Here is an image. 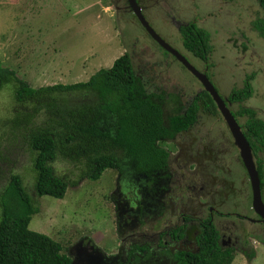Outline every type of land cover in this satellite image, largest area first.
I'll return each mask as SVG.
<instances>
[{"label":"rangeland","instance_id":"obj_1","mask_svg":"<svg viewBox=\"0 0 264 264\" xmlns=\"http://www.w3.org/2000/svg\"><path fill=\"white\" fill-rule=\"evenodd\" d=\"M120 2L125 1L0 0V65L14 70L33 88H40L86 82L100 69L112 67L128 52L136 73L148 88L180 95L187 107L203 90L199 81L159 49L134 14L118 8L122 5ZM148 5L147 20L151 26L166 42L188 57L190 54L183 47L179 27L194 22L206 29L211 35L213 52L207 63L192 58L191 63L202 71L208 66V77L223 97H229L232 88L242 87L251 75L254 92L245 105L253 108L264 120V38L252 27L256 18L262 16L257 0H151ZM12 97V86L0 92V193L12 170L22 176L26 188L35 197L31 154L22 143L10 139L9 127L3 126L6 122L2 123V119L11 116L14 109ZM173 107V103H166V116ZM232 107L235 108L234 104ZM225 133L227 128L219 114L200 113L190 130L176 138L179 144L186 142L192 147L191 159L198 163L197 167L191 163L188 166L191 171L185 173L179 164L171 167L174 174L172 188L175 190L169 197L174 196L175 205L179 204L176 214L190 215L186 207H180L187 201V198L182 200L183 191L193 194L203 186L207 192L209 188L219 189L215 176L218 178L231 172L230 188L238 190L235 185L242 171L233 154L225 155ZM206 151L214 158L212 153L216 152L217 162L209 158L201 165L198 155ZM221 167L224 171L220 170ZM54 168L58 175L77 182L80 170L76 165L60 161L54 164ZM205 172L208 176H203ZM104 175L97 182L83 180L71 185L64 200L37 198L40 211L32 218L30 230L61 243L63 252L70 257L74 254L72 249L80 242L83 245L90 242L99 248L102 261V255L108 259L103 261L104 264H115L121 241H142L144 237L140 235L146 230L142 224L136 229L128 224L135 217L125 207L134 206L135 196H132L137 194L135 187L130 186L131 181L116 171H107ZM192 186L196 188L194 192ZM240 220L233 214L228 219L217 217L214 224L217 223L220 230L225 225L238 227L242 225ZM176 221L175 218L172 224ZM244 226L251 230L249 222H244ZM250 239L249 243L256 246L257 254L253 250L249 259L241 251H235L230 264H264V247L253 243L258 244L256 237ZM122 259L126 260V256Z\"/></svg>","mask_w":264,"mask_h":264},{"label":"trees","instance_id":"obj_2","mask_svg":"<svg viewBox=\"0 0 264 264\" xmlns=\"http://www.w3.org/2000/svg\"><path fill=\"white\" fill-rule=\"evenodd\" d=\"M257 1L262 16L256 18L252 27L264 38V0ZM179 32L184 49L208 62L213 52L210 33L194 22ZM251 78L248 76L242 87L232 88L229 101L235 105V111H231L242 126L254 157L260 161V154L264 153V120L245 105L254 92ZM7 86L13 87L15 106L2 123L9 127L10 139L22 143L31 154L36 196L26 188L22 176L9 172L0 193V264H73V256L63 252L61 243L30 230L32 218L40 211L37 198L64 200L71 185L83 180L97 182L107 171L124 175L130 167L145 175L142 183L146 189L134 194V206L126 205L130 209L125 210L137 215L147 230L149 197L167 189L159 180L170 177V146H182L189 161H194L188 153L191 146L179 144L176 138L190 130L200 113L219 114L206 91L196 95L187 107L180 95L152 91L136 73L128 52L86 82L40 88H33L14 70L0 65V92ZM167 102L174 104L168 116ZM60 161L79 167L76 183L56 173L54 164ZM201 228L194 239L196 252L170 253L161 247L158 253L151 244L132 238L127 243L121 241L115 264H230L233 252L221 247L215 227L203 224ZM124 256L126 260L122 259ZM102 257L103 261L108 260Z\"/></svg>","mask_w":264,"mask_h":264},{"label":"flooded vegetation","instance_id":"obj_3","mask_svg":"<svg viewBox=\"0 0 264 264\" xmlns=\"http://www.w3.org/2000/svg\"><path fill=\"white\" fill-rule=\"evenodd\" d=\"M124 1H125L124 3L120 2V4L122 5L118 8L121 11L126 12L127 14L129 13L133 14L129 6L128 0H124ZM137 2L142 7L143 14L149 20L147 10L149 8L148 2H151V0H137ZM191 23L193 22H189L186 23L185 25L180 26L179 31L181 28L187 27ZM171 35L174 38L173 33ZM178 51L181 54H183L180 50ZM189 54H190L189 57L186 56L185 54L183 55L189 60L190 63L193 61L191 60V58L194 60L201 61L191 53ZM166 55L173 58L174 61L177 62V64H179L183 69H185L184 66L180 64L172 55L168 53ZM197 69L200 72L207 75L208 77V71H209L208 66H206L204 71L200 70L199 68ZM203 91L204 89L200 90L196 95L202 93ZM223 98L226 100V103L229 106L230 110L232 109L233 111H235V108L232 107L233 104L229 101V97L225 96ZM219 115L220 117H222L220 112ZM225 128H227V133H225L227 141L224 142L225 148L227 149L225 150V155L227 157L228 154H233V159L237 161L238 167L242 171L239 172L241 178L238 180L237 185H235V187L238 186L240 188V189L238 188L239 192L238 190H231L230 188V180L232 178L231 172L229 173L227 172L224 174V176H220L218 178L217 176H215V180L217 179L216 185L220 187L217 190L214 189L212 190V188L211 189L209 188L208 190L210 191L207 192L205 191L206 187L203 186L198 191H196V193L193 194H186V192L183 191L184 195L181 196L182 200L185 201L187 198V201L186 203L180 205V207H186L185 209L186 211L188 210L187 213H190V215L186 216L185 215L186 213L178 215L176 214V212L179 208V204L175 205L176 202L174 200L175 199L174 196L169 197L171 191L175 190L174 188H172V184H173L172 179H174V174H172L170 171V177L159 180V182H161V184L167 188L165 193L156 192V193H152L149 197V205L151 206V209L148 210V212H150V216L146 220L147 230L145 233H142V235H140V237H144L143 240L144 243L147 242V244H151L153 248L158 250V253H160V251L162 250L161 247H164L165 251L170 253H174L176 251H187V252L198 251L194 239L195 237L198 236V233L202 229L201 227L203 226V224L214 226L220 235L219 242L221 244V247L224 250L225 249L232 250L233 254L235 253V251H241L244 256H247L249 258L248 255H252L251 253L253 252L254 247H256L255 245L253 246L252 244L249 243V240L251 242L250 239L251 236L256 237L258 240V244L253 242L254 244L260 247L261 246L264 247V220L259 215H257L252 208L253 195H252V188L248 173L242 163V160L239 155V151L234 144L233 137L226 123H225ZM172 144L174 143H170L169 145ZM185 144L186 142L182 145L185 146ZM181 147L179 145L173 146L174 149H171L172 154L170 159L173 161V165L176 164L177 165L179 164V166L181 165L180 168H182L185 173L187 171H191L188 170V166L191 163L196 164V167L198 163L197 161H189V158H187L186 155L183 153ZM191 148L188 149V153L190 154V157L193 156V152ZM173 153H177V155L174 156ZM212 154L215 156V158L213 156L210 157L209 151H206L203 155H198L199 162L201 163V165L203 164V161L205 159L207 160L209 158L210 161H212L213 158L217 162V153L214 152ZM259 158L260 161L257 157H254V160L260 176L261 195L264 202V153L260 154ZM220 170L224 171L223 168ZM211 173L212 171L210 172V176ZM124 175L126 179L131 181L130 186L135 187L134 191L137 194L138 192H141L142 190L146 189V186L142 183L143 178H146L144 174H139L135 172L134 169L129 167L127 168V171L125 172ZM203 176H208V173L207 172L203 173ZM227 182H229V184ZM150 187H153V184H151ZM189 187L191 188V186ZM191 190L194 192L196 188L192 186ZM236 192H238L237 195ZM168 197L170 200H168ZM138 199L135 198V200ZM233 208L236 210L233 211L232 210ZM204 211L207 212L206 215L204 214ZM233 214L234 215L236 214V216H238L241 219L240 221L242 222V225H239L238 227L225 225L221 227L220 230L217 228V223L215 226L214 223L217 217L219 219H228ZM134 217H135L134 220L132 219V222L128 224L130 225V228L136 229L141 223L137 215H134ZM175 218L177 219V221L176 223L172 224V222H175ZM246 221L249 222L251 230L247 229V227L244 226V222ZM177 231L178 233L177 235H175V232ZM161 242L163 246L161 245ZM72 251L74 253V254L71 253L73 256V264H104V262L99 256L101 255V253L99 252V248L96 245H92L90 242H88L86 245H83V242H80V244L76 248L74 247ZM254 253L255 255L257 254L255 250ZM163 256L165 257L166 255Z\"/></svg>","mask_w":264,"mask_h":264},{"label":"water","instance_id":"obj_4","mask_svg":"<svg viewBox=\"0 0 264 264\" xmlns=\"http://www.w3.org/2000/svg\"><path fill=\"white\" fill-rule=\"evenodd\" d=\"M128 3L131 11L136 16L142 27L146 30L148 35L164 51L172 55L180 64H182L184 68L187 69V71H189L199 81L204 91H206L215 102L218 111L222 115L223 120L229 128L234 140V144L239 151L242 163L248 173L253 195L252 208L254 212L264 220V202L261 195L260 176L255 164L252 149L240 124L237 122L229 106L227 105L226 100L219 94L207 75L195 68V66H193L183 54L172 47L157 33V31L151 26L143 14L142 7L138 4L137 0H128Z\"/></svg>","mask_w":264,"mask_h":264}]
</instances>
